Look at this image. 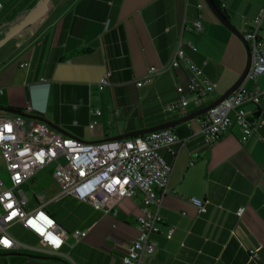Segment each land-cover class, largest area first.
Segmentation results:
<instances>
[{
	"label": "crops",
	"instance_id": "crops-1",
	"mask_svg": "<svg viewBox=\"0 0 264 264\" xmlns=\"http://www.w3.org/2000/svg\"><path fill=\"white\" fill-rule=\"evenodd\" d=\"M40 1L0 0V37ZM214 2L240 34L264 6V0ZM198 18L200 31L186 30ZM259 37L264 50V19ZM179 41L188 61L216 85V92L202 106L191 101L184 110L168 113L166 106L178 98L176 88L188 81L183 67L158 75L150 85L135 83L150 67L167 65ZM246 60L242 41L202 0H50L40 20L0 49V116L30 108L29 116L70 138L110 140L179 121L210 104L238 80ZM105 73L110 74L109 86L99 90ZM245 89L262 94L258 105L243 106L246 116L264 122V74L249 80ZM199 121L170 128L181 143L167 192L156 208L162 223L152 237L155 251L141 264H264V126L241 145L231 114L225 134L205 143ZM161 155L172 161L166 152ZM46 167L18 188L26 211L37 207L35 194L58 192L54 169L50 184H37ZM193 199L205 203V213H198ZM142 206L139 194L120 201L114 215L71 197L50 203L42 211L65 232L70 247L64 246L61 255L69 259L51 255L15 224L8 235L30 249L0 253V264H122L120 257L137 235ZM239 209H244L240 217ZM75 230L87 232L77 244L71 237ZM253 250L254 261L249 255Z\"/></svg>",
	"mask_w": 264,
	"mask_h": 264
},
{
	"label": "built area",
	"instance_id": "built-area-1",
	"mask_svg": "<svg viewBox=\"0 0 264 264\" xmlns=\"http://www.w3.org/2000/svg\"><path fill=\"white\" fill-rule=\"evenodd\" d=\"M201 8L199 4L198 9ZM263 19L264 6L250 27L241 33L250 56V66L244 80L227 98L200 117L199 134L205 143L215 142L225 134L230 126L231 114L241 131V145L246 144L264 126L261 119L247 117L243 109L248 103L258 105L262 98L258 90L247 91L245 84L264 74L263 41L259 37ZM200 29V18L186 28L190 32H199ZM181 46L179 41L167 65L150 67L142 79L135 83L136 87L150 85L158 75L183 67L188 73V81L185 87L176 88L178 98L166 106L165 111L168 113L184 110L191 101L202 106V100L212 97L216 92V85L204 77L199 67L188 61ZM187 46L193 50L191 45ZM109 77V73L103 75L97 85L99 90L109 86ZM24 114L30 115L31 109L28 108ZM95 115H99V112L96 111ZM88 128L91 131L94 123ZM180 143V139L170 129L119 141L81 142L37 120L16 115L0 116V161L8 181L5 184L0 176V253L30 249L7 233L11 226L19 224L33 234L40 246L51 255L68 260V254L61 255L64 246L70 247L66 242L67 236L42 211L45 206L71 197L89 204L94 210L114 215L120 201L139 194L143 206L136 219L137 235L130 241L120 261L122 264H141L144 256H151L155 251L152 237L158 234L162 223L156 208L167 192ZM162 151L171 157V162L165 161ZM195 158L196 154L192 156V161ZM52 163H55L52 179L58 192L51 197L44 193L35 194L37 207L26 211V198L18 188ZM192 203L199 214L205 213V203L194 199ZM243 212L244 209L237 210L236 216L240 217ZM172 232L170 229L166 237L170 238ZM86 236L87 232L80 230L71 234L74 244L83 241ZM249 255L252 261L257 259L256 250L250 251Z\"/></svg>",
	"mask_w": 264,
	"mask_h": 264
},
{
	"label": "water",
	"instance_id": "water-1",
	"mask_svg": "<svg viewBox=\"0 0 264 264\" xmlns=\"http://www.w3.org/2000/svg\"><path fill=\"white\" fill-rule=\"evenodd\" d=\"M49 1L50 0H41L14 27H12L7 33L3 34L2 37L0 38V49L6 43H8L11 39H13L17 35H19L23 30H25L26 28H28L33 23H35L38 20H40L43 17V15L45 14V12H46V9H47V6L49 4ZM202 1L208 7V9L211 11V13L215 16V18L225 28H227L231 33H233L237 38H239L242 41L243 45L245 46V48L247 50V46H246V43L244 42V40L242 38V35L232 26L230 21L219 10V8L215 4L214 0H202ZM249 66H250V56H249V53L247 51V60H246L245 68H244L242 74L240 75V77L238 78V80L232 85V87L230 89H228L221 97H219L215 101H213L210 104L200 108L199 110L195 111L194 113L182 118L181 120L173 122V123H168V124L160 125V126H157V127H153V128H150V129H146V130L130 133V134H127V135H124V136H120V137H116V138H113V139H110V140L119 141V140L132 138V137H135V136H142V135H145V134H148V133H152V132H155V131H160V130H164V129H170V128H173L174 126L179 125L181 123H186V122L191 121L194 118H199V117L203 116L206 112H208L210 109H213L215 106H217L222 100L227 98L232 92H234L240 86V84L242 83V81L244 80V78H245V76L247 74ZM12 114H14L16 116L23 117V118H27V119L37 120V121H40V122H43V123L46 124L45 121H43L42 119H40L38 117L25 115L24 113H21V112H13ZM46 125L49 126L48 124H46ZM49 127L51 129H54L55 131L59 132L60 134L66 136V137H69L63 131H61L59 129H55L52 126H49ZM6 255H8V254H6Z\"/></svg>",
	"mask_w": 264,
	"mask_h": 264
},
{
	"label": "rangeland",
	"instance_id": "rangeland-1",
	"mask_svg": "<svg viewBox=\"0 0 264 264\" xmlns=\"http://www.w3.org/2000/svg\"><path fill=\"white\" fill-rule=\"evenodd\" d=\"M1 34H5L4 33H1ZM60 163L62 162L61 160L59 161ZM54 169V164H50L49 166L46 167L45 169V174L42 175V177L39 179H37V184L38 185H43V184H50L51 183V179H50V176L52 171ZM0 176L2 178V180L4 181L5 184H8V181H7V174L5 172V168H4V165L3 163L0 161Z\"/></svg>",
	"mask_w": 264,
	"mask_h": 264
},
{
	"label": "trees",
	"instance_id": "trees-1",
	"mask_svg": "<svg viewBox=\"0 0 264 264\" xmlns=\"http://www.w3.org/2000/svg\"><path fill=\"white\" fill-rule=\"evenodd\" d=\"M215 4H216V2H215ZM217 5V4H216ZM218 7V6H217Z\"/></svg>",
	"mask_w": 264,
	"mask_h": 264
},
{
	"label": "snow or ice",
	"instance_id": "snow-or-ice-1",
	"mask_svg": "<svg viewBox=\"0 0 264 264\" xmlns=\"http://www.w3.org/2000/svg\"><path fill=\"white\" fill-rule=\"evenodd\" d=\"M5 243H7V242L5 241Z\"/></svg>",
	"mask_w": 264,
	"mask_h": 264
}]
</instances>
